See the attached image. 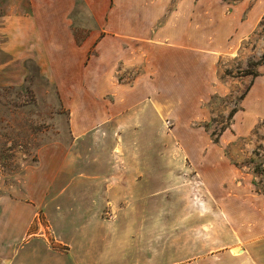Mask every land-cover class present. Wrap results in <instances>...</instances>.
<instances>
[{
	"label": "crops",
	"instance_id": "obj_1",
	"mask_svg": "<svg viewBox=\"0 0 264 264\" xmlns=\"http://www.w3.org/2000/svg\"><path fill=\"white\" fill-rule=\"evenodd\" d=\"M173 1L0 0L3 45L35 36L32 43L55 46L64 52L55 75L70 78L62 86L86 93L69 105L70 136L86 141L80 159L47 146L15 181L0 171V264H157L147 257L157 242L142 238L157 237L158 198L141 190L163 180L166 218L177 222L166 224V253L180 254L172 264H264V175L245 163L264 127V64L229 125L216 135L207 127L209 100L228 90L219 64L243 53L264 0H177L170 9ZM78 28L89 30L80 42ZM127 140L137 144L116 147ZM158 140L177 145L164 164L141 147ZM181 160L194 180L170 197Z\"/></svg>",
	"mask_w": 264,
	"mask_h": 264
},
{
	"label": "rangeland",
	"instance_id": "obj_2",
	"mask_svg": "<svg viewBox=\"0 0 264 264\" xmlns=\"http://www.w3.org/2000/svg\"><path fill=\"white\" fill-rule=\"evenodd\" d=\"M236 1V0H234ZM174 0L171 8L176 5ZM89 30L74 29L77 41H82ZM1 40V39H0ZM15 43L11 46L3 45L0 41V171L7 177L9 182L15 181L16 177L21 176L29 167L39 164L40 152L47 146L64 148L70 155L77 154L78 158L84 155L86 147L85 139L72 140L69 123V105L74 103H84L86 93H76L71 91L73 87L67 83L61 84L62 80H70L67 76H57L55 72L56 59L61 58L64 52L55 51L53 45H43L32 43L37 40L35 36L29 38H14ZM21 40L29 43H19ZM10 49V51H7ZM258 48V52H253ZM243 53L237 57H224L219 64L220 77L226 83L228 90L225 94H215L209 100L208 106L214 113L211 122L207 124L208 129L215 135L220 133L229 125L230 113L237 109L240 100L250 84V78L257 72V62L264 64L260 52H264V20L261 22L256 33L243 45ZM254 54V55H253ZM90 55H96V51L91 50ZM256 58V59H255ZM257 60V61H255ZM58 64L59 63V60ZM9 65L7 67V64ZM55 69V71H54ZM138 69L124 71L120 73L121 79L133 76ZM58 73H68L66 69L58 67ZM103 94H98L96 100H102ZM166 126L173 127V122L167 120ZM169 131V129H167ZM156 131L161 130V123L157 124ZM253 152L246 162L251 166L257 175H264L262 159H264V127L262 131L257 130L253 137ZM116 147L125 143L126 149L137 144L136 141L127 140L125 142H115ZM141 147H152L157 150L161 163L164 164L165 151L171 148L176 149V142L158 140L157 142H142ZM175 153V152H174ZM177 160V157H176ZM185 162L174 163L178 172L174 173V191L168 196L181 197L183 195L182 186L188 181H193L194 176L190 172H183ZM80 170L85 172V166L79 164ZM82 175L75 176L80 179ZM165 179V178H164ZM183 180V181H182ZM142 196L157 197L158 201L154 204L157 210L156 228L157 237L142 238L150 242L151 239L157 242V252L147 253L155 257L157 264H172L180 254L166 253V244L171 237H166L167 223H177L175 220L166 218L167 204L165 203L166 186L158 183L156 189L142 188ZM151 193V194H150ZM112 199V198H111ZM51 204V203H50ZM49 204V205H50ZM173 205V204H172ZM109 209H114L115 205L109 204ZM169 206V208L174 207ZM109 211V210H108ZM111 211V210H110ZM40 220L44 215L37 208ZM180 223V222H179ZM45 225L47 237L51 241L52 237ZM144 227V222H143ZM44 230L41 235L44 237ZM36 231V230H35ZM145 256L143 257V259Z\"/></svg>",
	"mask_w": 264,
	"mask_h": 264
},
{
	"label": "trees",
	"instance_id": "obj_3",
	"mask_svg": "<svg viewBox=\"0 0 264 264\" xmlns=\"http://www.w3.org/2000/svg\"><path fill=\"white\" fill-rule=\"evenodd\" d=\"M261 60H264V54L262 55V59ZM258 64H260V62H257ZM262 64V63H261ZM254 75H256V74H254ZM236 111V109L235 110H233L231 113H230V115H229V120H231L232 119V117H233V115H234V112ZM230 123V122H229ZM224 130V129H223ZM213 134V133H212ZM214 135V134H213ZM216 135V134H215Z\"/></svg>",
	"mask_w": 264,
	"mask_h": 264
}]
</instances>
